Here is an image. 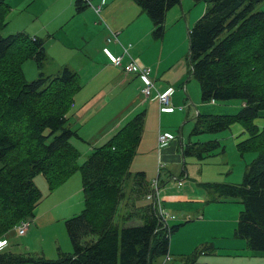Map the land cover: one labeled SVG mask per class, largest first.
<instances>
[{"label":"trees","instance_id":"obj_1","mask_svg":"<svg viewBox=\"0 0 264 264\" xmlns=\"http://www.w3.org/2000/svg\"><path fill=\"white\" fill-rule=\"evenodd\" d=\"M134 1L150 18L155 39L165 33L167 11L181 3ZM203 1L204 13L188 30L189 73L199 84L202 102L238 99L243 104L234 114L199 113L190 135L219 132L233 123L244 128L247 137L236 148L240 154L256 156L246 164L241 182L205 186L215 193L209 201L240 202L234 234L245 239L249 249L264 251V126L254 123L264 110V10H255L263 0ZM8 13L6 0H0V31ZM29 58L39 68L31 81L21 71V64ZM44 58L43 38L25 32L0 33V237L21 220H32L41 197L33 182L38 173L52 190L79 170L84 209L65 220L71 253L59 251L56 259L0 253V264H153L168 256L171 234L181 224L163 223L151 201L137 208L140 213L131 210L118 216L145 112L134 115L106 142L92 148L79 164V152L70 140L80 136L66 120L80 88L79 76L67 66L54 75L44 74ZM217 145V140L189 141L182 151L200 160ZM132 181L131 195L145 199L150 190L143 171L132 175ZM130 218L140 223L125 225ZM214 250L211 244L199 252Z\"/></svg>","mask_w":264,"mask_h":264},{"label":"crops","instance_id":"obj_2","mask_svg":"<svg viewBox=\"0 0 264 264\" xmlns=\"http://www.w3.org/2000/svg\"><path fill=\"white\" fill-rule=\"evenodd\" d=\"M6 2L9 6V13L4 27L11 24V14L24 15L29 23L15 24L10 30L25 32L30 36L43 38L45 63H51L56 60L63 65L62 67L67 66L79 76L80 88L75 92L71 109L66 114L69 127L71 129L74 128L71 120L80 123L82 119L87 118L85 114L91 109L98 115V117L87 118L78 129L76 128L80 139H72L76 141L88 140L94 145L100 146L121 128L130 113L136 115L141 110L145 112V116L139 144H141L140 141L142 139L150 136L153 140L152 146H158V133H163L161 131L162 127L167 128L164 118L173 112H177L181 117L186 112L184 122L191 115L189 120L194 124L195 117L199 113L195 114L196 110L193 107L197 104L194 105L188 95L176 90L177 85L180 84L186 87L187 81L192 77L189 73L190 65L188 59H186L187 55L185 56L183 51L177 54V41L174 40V37L168 38L165 36L166 33L171 32L172 23L183 19L179 10L175 11L171 16H168L167 13L174 7L168 10L164 22L165 33L161 39H155L152 36L153 25L150 18L134 0H90L88 4L80 0H6ZM95 6H100L98 13L95 11ZM74 36H76L75 39ZM74 41H78L79 45L74 44ZM95 42H99L97 50L90 52L86 48H82L83 46L88 47ZM102 50L107 56L106 52L111 56L120 55V64H113L109 56L107 58L109 60L108 63L97 61L96 57L100 59L103 55ZM76 56L80 58L79 62L76 59L73 61L71 58ZM130 58L151 69L150 77L153 81L151 101L141 97V89L144 83L138 74L125 70ZM74 63L78 68L70 67ZM59 70L47 75H54ZM107 70H110V73H106ZM127 88H130V91L133 92L132 98L130 100L127 99L122 105L118 106L119 99L126 95ZM167 88L174 89L171 95V102L174 104L160 110L156 93L163 92ZM179 101L183 103L184 107H176ZM132 102L133 105L129 108ZM144 107L147 108L143 110ZM254 123L262 127L257 124L256 119ZM238 125L240 127L233 124L229 128L233 129L236 126L235 130L239 132V140H242L247 137V134L244 132L243 127L240 124ZM72 139L70 140L71 144L77 151H80V145L72 141ZM177 142L179 140L175 139L174 136L163 148L154 149L152 161H148V159L139 161L141 164L140 168L143 169L141 171L146 173L147 179L151 180V182L156 179L158 182L157 187H154L150 182V192L154 193L155 189H158V196L161 194L160 191L166 195L170 193L173 195L171 199L182 200L186 203L197 202L204 199L205 196L208 198L215 196L212 188L205 186V183L202 182L203 193L198 192L199 196H192L191 193L181 191L185 187V180L197 181L198 179L193 177L200 179L202 174H192L193 176H191L189 168L186 166L187 163L184 165L185 163L182 159L184 158L181 152L182 148H180L182 142ZM234 143L236 146L237 142L235 139ZM189 157L194 158L193 156ZM148 162L154 167L153 169H151ZM178 163L181 164L179 165ZM191 164L192 162H190ZM173 165L180 166V173L175 174L172 171L174 170ZM165 166H167V172L161 175L159 168ZM226 173L230 174L231 170ZM237 179L238 174L235 178L225 181H236L234 183H239ZM175 180L176 182H174ZM171 183L172 186L170 185ZM173 191L177 192L172 193ZM149 200L153 203V199ZM160 205L163 208L161 200ZM196 213L199 215L197 220H202V217H205V212L202 214L197 210ZM14 227L0 237V240H4L0 247L12 240L16 233ZM171 251L172 248L170 249L169 247L170 256ZM214 251L217 252L216 250Z\"/></svg>","mask_w":264,"mask_h":264},{"label":"rangeland","instance_id":"obj_3","mask_svg":"<svg viewBox=\"0 0 264 264\" xmlns=\"http://www.w3.org/2000/svg\"><path fill=\"white\" fill-rule=\"evenodd\" d=\"M176 6L177 7L174 6V8L172 9L170 8L171 10L169 9V12L167 11L168 16H171L175 11L179 10L180 15L183 17V19L181 21L172 23L170 29L171 32L166 33L165 36L168 38L174 37V40L177 41L178 45L177 54L183 51L185 53V56L187 55L186 57L188 58V30L193 26L194 22L204 13L206 3L203 0H181V3ZM255 10H264V0L255 6ZM10 19L12 21L11 24L4 27L0 31L2 36H7L8 34L12 33L14 34V32L17 33L16 30H10L14 27L15 24L21 25L29 23L24 15L20 14H11ZM75 38L76 36H74V39ZM98 43L99 42H95L88 47L83 46L82 48H86L87 51L92 52L98 49ZM74 44H76L77 46L79 45L78 41H74ZM102 53L104 56L102 55L100 59L96 57V60L102 63H108V56L103 52V50ZM71 58L73 61L74 59H76L77 62L80 61V58L78 56H76L75 58ZM62 66L63 65L59 64L56 60L51 63H45L44 61L41 70L44 74H52L59 70ZM73 66L75 68H78L75 63L73 65H70V67L72 68ZM21 71L24 78L27 81H31L37 77L39 68L36 66V62L34 61V59L29 58L21 64ZM130 72H135L138 74V72L135 70ZM106 73H110V70H107ZM144 87L145 83L141 89V97H143L145 100L151 101V98L153 96V86L151 87L150 93L148 95H146L143 91ZM176 90H180L181 92H183V94L185 93L189 96L194 105L197 104L193 107L196 110L195 114H234L239 112V110L241 109L242 102L238 99L228 101L202 102L199 84L193 76L190 77L187 81L186 87L183 86V84H180L177 85ZM173 91L174 89L172 88V93ZM132 93L133 92L130 91V88H127L126 95L122 96L119 99L118 106L122 105L127 99L130 100L132 98ZM158 104L159 109L161 110L162 108L172 106L174 103L170 101L168 105H163L158 101ZM132 105L133 102L129 105V108H131ZM181 106H183V103L179 101L176 107L182 108ZM146 108L147 107H144L143 110ZM185 113L186 112H184L183 116L181 117L177 112H173L164 118V123L167 128L162 127L161 131H163V133H158V146H152L153 140L150 136L142 139L140 141L141 144H139L138 142L139 146L137 144L135 154L129 165L131 176L124 184L126 197L119 205L118 216H121L123 213L127 214V212L131 210H134L136 213H140L137 208L145 203L150 202L147 196H145V199H136V196H134V194L133 196L131 195V188L133 185L132 175H135L136 172L143 170L140 168L141 164L139 163L141 159H148V161H152L154 149H157L158 147L160 149L163 148L174 138V136L175 139L179 140V142L177 143L182 142V145L180 147L182 148V150L184 146L188 144L189 140L191 142L217 140L219 143V145H217L213 149V152L211 150L207 154H204V156L200 160H198L197 158L194 159L195 157L190 158L189 156H184L183 151L181 150L184 157L182 158L185 163L184 165H186L187 163L186 166L187 168H189L191 176H193L192 174H202V177L200 179L193 177L195 179H198L197 181L191 179L185 180V187H178L183 188L181 191L191 193L192 196H199L198 192L203 193V186L201 182L234 184V182L236 181L228 182L225 180L235 178L237 174V181L239 180L238 182H241L242 174L246 164L251 162L255 158L256 154L251 152H248L247 154H238L239 151L236 150L234 139L238 143L240 141V136L238 134L239 132L235 130L236 126H234L233 129L227 128L219 132L202 133L197 136L190 135V131L194 124H192V122L189 120V118H191V115H189L186 122H184V118L186 117ZM85 116L88 119L98 117L97 113L92 109L89 110L85 114ZM133 117L134 114L130 113L127 117V121L123 123L121 128L125 124H127ZM87 118L82 119L80 123H76L71 120L72 126L74 127L72 129H78L81 124H83L87 120ZM256 121L260 126H264V110L260 111L258 117L256 118ZM233 124L237 125V127H240L238 125L240 123ZM160 135H165L168 139L167 143L163 146L159 145ZM72 141L79 144L81 148L80 151H78L79 164H81L90 154V152L92 151L91 148L98 146L97 144L94 145L91 141L88 140L76 141L72 139ZM190 162H192L191 165ZM148 164L151 166L149 162ZM178 164L180 165L181 163ZM153 168L154 167L151 166V169ZM159 169L161 175L167 172V166L160 167ZM173 169L174 170L172 171L175 174L180 173V166L173 165ZM228 170H231L230 174L226 173ZM143 173L145 174V177L147 179L146 173L144 171ZM147 181L150 184L151 180L149 181V179H147ZM33 182L37 186V188H39L41 197L36 203L35 208L33 209L32 225L24 235L15 233L14 237L11 241H9V243H6L0 247V253H13L19 256L30 255L35 258L39 255H43L48 259H56L58 257L59 251L64 253H71L73 247L66 231L65 220L73 215L79 214L84 209L81 187L82 178L80 171L76 170L75 172H73L66 179V181H64L63 184H60V186H57L52 190L49 189L48 182L42 175V173H38L33 178ZM174 182H176V180ZM170 185L172 186V183ZM175 192L177 191H173L172 193ZM160 193V196H158L160 197L159 201L161 200L164 211L170 215L168 216L169 220L167 221V225H181L176 231L171 234L170 237V249L172 248L171 256L169 254L168 256L161 257L157 259L153 264H264V251H254L249 249L247 247L246 240L243 238H239L234 234V229L237 225L239 212L242 209V205L239 201H209L210 198L205 196L204 199L198 200L197 202L186 203L182 200L171 199L173 195H171L170 193H168L167 195L163 194L161 191ZM197 210L202 214H204L205 212V217H202V220H197V218L199 217V215H197L196 213ZM118 219L120 218L115 217V220ZM139 223L140 220H138L137 218H130L125 221V225H137ZM211 244H213L217 252H199L202 247L210 246ZM18 264L30 263L21 262Z\"/></svg>","mask_w":264,"mask_h":264},{"label":"built area","instance_id":"obj_4","mask_svg":"<svg viewBox=\"0 0 264 264\" xmlns=\"http://www.w3.org/2000/svg\"><path fill=\"white\" fill-rule=\"evenodd\" d=\"M81 1H85V2H90V0H81ZM95 11L98 13L100 11V6H95ZM108 54V56L111 58V61L113 64L115 65H119L120 64V60H121V56H111L108 52H106ZM125 70L127 72L130 71H137L140 78L144 81L145 83V87H144V92L146 95H148L150 93V89L153 86V81L150 77V73H151V69L148 66H143L141 64H139L136 60H133L130 58L129 63L125 66ZM171 93H172V88H167L165 91L163 92H159L156 94V98L158 99V101L163 104V105H168L169 102L171 101ZM168 139L165 135H160L159 136V145L163 146L167 143ZM152 185L154 187H157V181L154 179L152 181ZM159 215H160V219L163 221V223H167V219L168 216H170L167 212L164 211V209L160 206L159 210ZM32 224V220L31 219H23L21 220L15 227V231L17 234L19 235H24L25 233H27V231L29 230V228L31 227ZM4 242V240H0V245H2V243Z\"/></svg>","mask_w":264,"mask_h":264},{"label":"bare ground","instance_id":"obj_5","mask_svg":"<svg viewBox=\"0 0 264 264\" xmlns=\"http://www.w3.org/2000/svg\"><path fill=\"white\" fill-rule=\"evenodd\" d=\"M149 199H153V205L156 206V209L158 207V210L160 208V201H159V197H158V189L153 192H149L147 195H146Z\"/></svg>","mask_w":264,"mask_h":264}]
</instances>
